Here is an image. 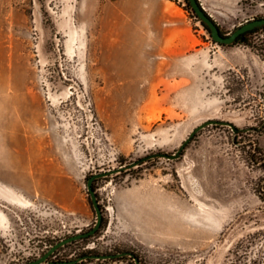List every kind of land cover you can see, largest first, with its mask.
<instances>
[{
  "label": "rangeland",
  "instance_id": "rangeland-1",
  "mask_svg": "<svg viewBox=\"0 0 264 264\" xmlns=\"http://www.w3.org/2000/svg\"><path fill=\"white\" fill-rule=\"evenodd\" d=\"M117 1L1 2L0 133L22 127L32 161L28 179L0 177V264L93 229L92 176L172 155L211 120L241 132L209 126L178 160L95 181L101 229L48 262L264 264V30L218 45L186 0H153L165 13L126 49L103 18ZM200 3L225 37L264 19V0Z\"/></svg>",
  "mask_w": 264,
  "mask_h": 264
},
{
  "label": "crops",
  "instance_id": "crops-1",
  "mask_svg": "<svg viewBox=\"0 0 264 264\" xmlns=\"http://www.w3.org/2000/svg\"><path fill=\"white\" fill-rule=\"evenodd\" d=\"M1 2L2 0H0V9ZM152 3L153 0L116 2L113 9L115 13L103 17L111 23L110 33L115 38L114 45L134 49L145 44L143 32L152 21L156 23L159 21L161 17L157 13H165L163 10L151 9ZM8 64L7 58L0 57V72L1 67H6ZM2 80V75H0V87ZM4 81L8 84V77H5ZM1 146L6 148L3 150ZM31 151L32 144L24 137L22 127L7 129L2 135L0 133V177L28 179L32 161Z\"/></svg>",
  "mask_w": 264,
  "mask_h": 264
},
{
  "label": "water",
  "instance_id": "water-1",
  "mask_svg": "<svg viewBox=\"0 0 264 264\" xmlns=\"http://www.w3.org/2000/svg\"><path fill=\"white\" fill-rule=\"evenodd\" d=\"M188 3L190 4L192 10L194 11V14L201 21V23H203L204 25H206L209 28L212 40L214 41V43H216L218 45H224V46L234 45L237 42L238 38L241 37L242 35H245V34L252 32L256 29L264 27V19L253 20V21L245 23L244 25H241L239 28H237L234 31V33H232L230 36L225 37L222 35V33L219 29V26L212 19L211 15H209L205 11V8L200 3V0H188ZM209 126L229 127V128H231V130L235 134H238L241 132L240 129H238L235 125H233L230 122L215 121V120L207 121L206 123H203L202 125L197 127L190 134L188 139L181 145L180 149L172 155H168V154H164V153L152 154L148 157H145L143 159L135 161L134 163H131L128 166H123L117 170L107 171V172L99 173V174L92 176L87 182V189H88V192H89V195L91 198V202H92V205H93V208L95 210L96 217H97L96 224L93 227V229H91L90 231H88L86 233H80V234H77L75 236H72V237H69L65 240L60 241L59 243L52 246L42 257H40L39 259H37L35 261L29 262L28 264H80L81 262H84L86 260H97V259L108 260V259L123 258L126 256L133 257L134 255L131 253L118 254V255H114V256H101V257H98L96 255H85V256H83L77 260H74V261L48 262V260L57 251H59L61 248H64L65 246H67L69 244H73L76 242H80V241H84V240H87L89 238H92L101 229V226L103 223V212H102V209L100 207L96 192L93 188V184L95 181H97L99 179L107 178V177H110V176H113V175H116L119 173L129 171V170L134 169V168L144 164L145 162H148V161L153 160V159L163 158V159H167L170 161L178 160L182 157L183 152L186 150L187 146L193 141V139L196 137V135ZM135 261H136V264H140L139 260L137 258H135Z\"/></svg>",
  "mask_w": 264,
  "mask_h": 264
},
{
  "label": "trees",
  "instance_id": "trees-1",
  "mask_svg": "<svg viewBox=\"0 0 264 264\" xmlns=\"http://www.w3.org/2000/svg\"><path fill=\"white\" fill-rule=\"evenodd\" d=\"M186 2L188 3V0H186ZM188 6L191 7L189 3H188ZM202 24H203V23H202ZM203 26H204L205 29L210 33L209 28H208L206 25H204V24H203ZM259 30H264V27L259 28V29H256V30H254V31H252V32H249V33L245 34V35H242L241 37L238 38V40H237V42H236L235 44L240 43V42H244L243 40H244V38H245L247 35H250V34L256 33V32L259 31Z\"/></svg>",
  "mask_w": 264,
  "mask_h": 264
},
{
  "label": "bare ground",
  "instance_id": "bare-ground-1",
  "mask_svg": "<svg viewBox=\"0 0 264 264\" xmlns=\"http://www.w3.org/2000/svg\"><path fill=\"white\" fill-rule=\"evenodd\" d=\"M3 222H4V217H3L2 213H0V225H2Z\"/></svg>",
  "mask_w": 264,
  "mask_h": 264
},
{
  "label": "flooded vegetation",
  "instance_id": "flooded-vegetation-1",
  "mask_svg": "<svg viewBox=\"0 0 264 264\" xmlns=\"http://www.w3.org/2000/svg\"><path fill=\"white\" fill-rule=\"evenodd\" d=\"M63 262V261H62Z\"/></svg>",
  "mask_w": 264,
  "mask_h": 264
}]
</instances>
